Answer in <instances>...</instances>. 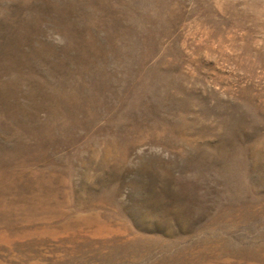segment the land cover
Returning a JSON list of instances; mask_svg holds the SVG:
<instances>
[{
    "label": "rangeland",
    "instance_id": "1",
    "mask_svg": "<svg viewBox=\"0 0 264 264\" xmlns=\"http://www.w3.org/2000/svg\"><path fill=\"white\" fill-rule=\"evenodd\" d=\"M0 264H264V0H0Z\"/></svg>",
    "mask_w": 264,
    "mask_h": 264
}]
</instances>
